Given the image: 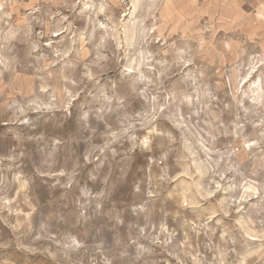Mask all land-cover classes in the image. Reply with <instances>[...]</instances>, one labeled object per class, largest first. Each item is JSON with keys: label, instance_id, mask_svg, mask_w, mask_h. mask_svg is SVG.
Returning a JSON list of instances; mask_svg holds the SVG:
<instances>
[{"label": "rangeland", "instance_id": "obj_1", "mask_svg": "<svg viewBox=\"0 0 264 264\" xmlns=\"http://www.w3.org/2000/svg\"><path fill=\"white\" fill-rule=\"evenodd\" d=\"M264 0H0V264H264Z\"/></svg>", "mask_w": 264, "mask_h": 264}, {"label": "crops", "instance_id": "obj_2", "mask_svg": "<svg viewBox=\"0 0 264 264\" xmlns=\"http://www.w3.org/2000/svg\"><path fill=\"white\" fill-rule=\"evenodd\" d=\"M259 40L261 42V47L260 48H261L262 52H264V36H260Z\"/></svg>", "mask_w": 264, "mask_h": 264}]
</instances>
